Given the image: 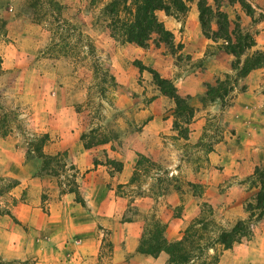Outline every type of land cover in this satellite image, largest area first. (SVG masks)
Here are the masks:
<instances>
[{"label":"rangeland","instance_id":"obj_1","mask_svg":"<svg viewBox=\"0 0 264 264\" xmlns=\"http://www.w3.org/2000/svg\"><path fill=\"white\" fill-rule=\"evenodd\" d=\"M108 1L0 0V215L8 212L4 205L22 199L21 194L17 198L8 194L20 179L37 177L45 181V190L58 194H62V191L66 193L71 187L68 182L71 180L68 175L72 174L68 164L71 163L64 150L51 154L42 148L45 156L52 160L57 156L44 172L40 169L41 161L31 158L32 153L27 155L26 151L31 150L28 144L34 141V135L48 136L50 132L48 139L54 140L62 133L60 124H65L77 132L79 141L83 137L86 144H98L104 140L116 144L119 139L128 138L140 129L144 118H138V111L160 97L157 108L161 114L168 115L171 110L169 115L174 135L165 137L171 142V148L165 155L160 149V156L155 161L147 153L138 155L129 183L122 189L115 187L118 196L126 200L121 218L140 222V238L146 239L153 222L164 224L161 217H178L185 204L188 210L190 197H196L199 214L179 232L176 240L182 237L186 227L196 222L199 224L192 227L191 233L198 237L199 243L214 240L221 230H229L239 221L227 215L224 206L218 209L208 204L204 181L217 179L218 172L208 169L207 155L214 145L230 137L231 132L222 112L230 105L234 93L240 92V85L237 82V87L221 103L202 102L200 98L205 84L213 85L215 79L223 80L225 75L234 76L230 69L232 57L228 61L223 60L226 73H211L214 63L210 56L220 50L201 35L195 0H182L187 7L183 15L169 17L161 11L156 12L157 19L172 34V50L151 44L139 48L110 38L103 27L101 15ZM207 1L211 3L212 0ZM217 1L220 11L228 20L233 22L237 17L244 31L252 36L264 31V0H245L253 11L250 17L237 3ZM135 61L171 81L180 97H190L188 105L192 108V118L188 124L184 123V117L173 115L172 101L159 94L151 75L146 70L138 71L134 66ZM187 77L195 82V79L203 80L199 93H183L182 81ZM199 118L203 119L202 125L197 127L196 135L189 137L192 125ZM174 121L176 130L173 128ZM180 131H186L185 139L179 137ZM83 142L80 141L81 144ZM99 158L104 159L101 155ZM105 160V165L112 172L120 166L115 159ZM55 162L59 163L56 165ZM61 164L65 165L62 167ZM259 168L264 169V166ZM50 170L55 172V176L48 174ZM173 170H177V173L174 174ZM195 173L202 176L194 177ZM78 181L76 179V195L71 194L74 202L75 198L82 201L84 198L78 189ZM235 183L243 185L248 193L242 202L243 220H246L245 205L255 193L256 185L250 176L240 182L227 179L220 181L218 191L222 192ZM166 194H169V200H178L179 204L164 207V200L158 197ZM143 196L154 200L144 212L129 205ZM144 204L148 206L149 202L145 201ZM255 224L253 222L249 228V235L229 248H234L231 251L224 253L226 250L218 245L208 251L210 256H217L216 264H259L264 259L261 255L255 256L253 250L250 254L245 249L253 237ZM98 229L105 234L103 227ZM99 251L100 256L105 257V264H111L107 237ZM159 254L164 256L165 263V253Z\"/></svg>","mask_w":264,"mask_h":264},{"label":"crops","instance_id":"obj_2","mask_svg":"<svg viewBox=\"0 0 264 264\" xmlns=\"http://www.w3.org/2000/svg\"><path fill=\"white\" fill-rule=\"evenodd\" d=\"M163 22L166 23L165 20ZM253 36L255 46L252 50H264V31ZM230 58L222 51L210 56L214 63L211 73L225 72L223 60ZM187 79L182 81L183 93H199L203 80ZM238 83L244 87L243 91L234 93L230 105L222 112L230 137L214 145L207 155L208 169L218 172L217 179L204 183L208 204L218 209L224 206L227 215L243 220L242 202L248 195L244 186L235 183L222 192L218 191V186L220 181L227 179L240 182L249 177L255 167L264 166V68L251 70ZM160 101L161 98L157 97L150 106L138 111L137 116L144 118V124L116 144L108 141L84 149L77 132L60 124L62 133L54 140L49 138L43 151L51 154L61 150L66 152L78 172V189L84 194V206L74 202L69 193L45 190V181L37 177L20 179L8 194L14 198L21 194L22 199L4 205L9 216L0 215V264H105V257L100 256L99 250L106 237L110 243L108 259L111 264L164 263L162 254L150 258L136 253L141 223L121 218L126 200L118 196L115 188L122 189L129 183L138 155L147 153L155 161L160 156V149L163 155L169 152L171 142L165 137L174 133L169 115L171 110L168 115H162L157 108ZM202 122V118L195 120L189 137L197 134V127ZM99 155L104 159L101 160ZM105 159H115L120 164L118 170L112 172L105 165ZM173 173L176 174L177 170ZM196 175L202 176L195 173L194 177ZM168 197L169 194L158 197L164 200V207L179 204L178 200H169ZM190 198L188 210L185 204L178 217H161L167 241L178 239L179 232L199 214L197 198ZM145 201L149 202L148 206H145ZM153 203L154 200L143 196L129 205L144 212ZM98 227H103L105 234ZM253 233L245 249L253 250L255 256L264 258V219L256 222ZM75 241L79 243L74 244ZM259 264H264V259Z\"/></svg>","mask_w":264,"mask_h":264},{"label":"trees","instance_id":"obj_3","mask_svg":"<svg viewBox=\"0 0 264 264\" xmlns=\"http://www.w3.org/2000/svg\"><path fill=\"white\" fill-rule=\"evenodd\" d=\"M229 2L237 3L246 16H251L253 11L245 0H230ZM195 6L201 35L216 44L218 50L232 57L230 69L234 72V76L225 75L223 80L215 79L213 85L205 84V91L200 98L202 102L205 100L208 103L215 101L221 103L237 87V82L241 81L251 70L264 68V50H252L255 46L252 34L239 26L237 17L233 22L229 21L227 16L220 11L217 0H212L211 3L207 0H195ZM186 8L182 0H109L103 6L101 15L103 27L107 29L109 37L114 41L132 44L139 48H145L150 44L155 47L163 45L172 50L174 47L172 34L157 19L156 12L161 11L165 16L175 17L178 14L183 15ZM0 24L2 25V22ZM134 66L138 71L146 70L151 75L152 83L159 94L172 101L173 115L177 118L184 117V123L188 124V120L192 118V108L188 105L190 97H180L171 81L161 78L157 72L142 66L138 61L134 62ZM243 89L241 85L238 90L241 92ZM176 127L174 121V130ZM185 132L180 131L181 139H185ZM33 137L34 141L28 144L31 150L26 152L27 155L32 153L31 158L41 161L40 169L44 172L57 156L52 160L43 153L42 148L48 140L46 134ZM80 141L83 142V137H80ZM108 141L110 140L93 145L83 142L82 147L88 149ZM58 163L55 162L56 165ZM64 165L61 164L62 167ZM68 169L72 172L68 175L71 179L68 181L71 187L66 190V193H73L75 196L78 172L72 164H68ZM48 174L55 176L53 170L48 171ZM250 179L256 185V191L245 205L246 220L237 221L229 230H221L214 240L203 244L199 243L198 237L191 233L192 227L198 225L199 222L186 227L179 240L166 241L163 237L165 224L155 221L152 230L147 232V238L138 240L136 253L157 257L160 252H164L167 257L164 264H216L217 256H210L209 250H213L215 245L220 246L222 250H227L233 244H239L241 238L249 235V228L253 222L264 219V169L255 167ZM75 202L84 206L82 200L75 198ZM4 214L9 216L8 212Z\"/></svg>","mask_w":264,"mask_h":264},{"label":"built area","instance_id":"obj_4","mask_svg":"<svg viewBox=\"0 0 264 264\" xmlns=\"http://www.w3.org/2000/svg\"><path fill=\"white\" fill-rule=\"evenodd\" d=\"M79 242L78 241H75L74 244H78Z\"/></svg>","mask_w":264,"mask_h":264}]
</instances>
